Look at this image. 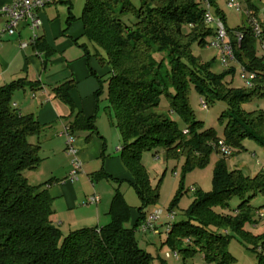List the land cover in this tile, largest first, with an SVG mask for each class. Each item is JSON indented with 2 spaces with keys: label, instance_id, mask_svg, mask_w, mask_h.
<instances>
[{
  "label": "trees",
  "instance_id": "obj_1",
  "mask_svg": "<svg viewBox=\"0 0 264 264\" xmlns=\"http://www.w3.org/2000/svg\"><path fill=\"white\" fill-rule=\"evenodd\" d=\"M244 1L250 9L257 10L251 0ZM209 2L214 15L226 27L217 0ZM126 16L135 22L126 24ZM203 16L198 0H139V7L130 0H86L79 18L84 29L85 43L80 45L84 57L95 58L101 67L109 69L106 80L90 71L99 85L94 96L98 104L103 84L108 82V119L119 130L123 141L120 158L142 202L140 217L131 229L125 227L129 208L115 190L107 225L63 235L53 220L48 183L34 187L25 177L41 163L40 145L32 139L38 138L44 128L36 118L20 114L12 104L13 93L27 83L21 79L0 87V264H152L153 259L135 240L137 226L146 216L144 211L158 198L142 166V154L183 156L186 169L201 167L221 139L196 119L190 105L192 90L207 104L218 101L225 105L218 120L226 145L241 151L243 141L250 139L264 148V112L242 109V105L264 98V55L256 56L250 28H226L237 63L257 77L251 89L229 88L223 82L224 75L211 74L192 54L194 44L201 47L215 35V29L205 24ZM74 20L69 13L66 25ZM232 31L243 35L240 45ZM33 49L44 67L54 56L42 37H37ZM74 85L72 80L64 82L52 94L70 109L72 120L67 128L75 140L80 132L96 134L97 130L96 118L84 117L74 105L70 97ZM162 99L167 102L168 114L159 112ZM172 114L182 127L172 120ZM184 130L187 134H183ZM257 196L264 198V171L248 177L239 170H228L219 160L214 169L213 192H197L184 220L176 222L172 218L166 222L167 244L184 257L192 256L197 249L207 261L233 264L227 250L229 240L220 232L229 230L251 243L257 264H264V252L256 249L264 247V234L252 236L245 232L247 225L257 224V214L264 208L252 206ZM234 200L239 203L230 210ZM216 209L231 211L232 215L216 214Z\"/></svg>",
  "mask_w": 264,
  "mask_h": 264
},
{
  "label": "crops",
  "instance_id": "obj_2",
  "mask_svg": "<svg viewBox=\"0 0 264 264\" xmlns=\"http://www.w3.org/2000/svg\"><path fill=\"white\" fill-rule=\"evenodd\" d=\"M11 1L0 0V34L4 27L1 10ZM71 1L52 0L39 14L42 26L36 35L44 38L54 51L45 67L29 43L31 33L27 29L13 38L0 35V87L25 80L27 85L13 93L12 104L20 114L33 116L44 126L40 136L32 139L33 143L40 145L41 163L35 171L26 172L25 177L34 187L48 183L52 206L60 203L58 207L55 205L56 210L53 207L54 216L56 212H62L58 214V220L54 216L53 220L59 229L69 232L105 226L110 222L108 213L115 190L123 183L134 184L119 156L122 150L119 130L109 119L107 128L102 125L104 131H100L101 127L96 124V134L85 131L76 135L74 147L81 162V172L77 180H68L71 159L65 154L64 131L72 120L71 112L68 106L54 99L52 90L64 82L74 81V88L70 91L74 105L84 117L97 119L98 104L94 95L99 85L90 71L100 78L109 72L108 67H99L95 58L84 57L78 45V40L84 35L83 24L79 20L81 15L78 17L71 13ZM69 13L75 20L66 25ZM21 44L27 46L21 48ZM92 195L99 198L95 206L86 204ZM123 198L129 208V221L134 222V226L140 213L131 209L126 195ZM147 210L150 212L152 209ZM147 210L144 211L146 215L149 213ZM158 226H163L161 220L155 227Z\"/></svg>",
  "mask_w": 264,
  "mask_h": 264
},
{
  "label": "rangeland",
  "instance_id": "obj_3",
  "mask_svg": "<svg viewBox=\"0 0 264 264\" xmlns=\"http://www.w3.org/2000/svg\"><path fill=\"white\" fill-rule=\"evenodd\" d=\"M130 1L133 6L139 7V0ZM238 1L242 4L243 9L252 10L256 14L258 19L261 22H264V0H251V5H253L257 9L255 11L253 9H250L244 0ZM85 2L86 0H72L71 13L74 16L79 17L82 13ZM217 2L219 8L222 10L225 16L226 27L231 30L249 27L244 11L238 13L229 10L226 7L227 0H217ZM124 21L129 25L135 22V20L131 16H126L124 18ZM187 31V29L184 30V32ZM232 32L235 39L237 40L236 35L241 34V32ZM210 41L211 39L207 38L204 42H202L203 44L201 47L198 46L197 43L191 47L192 54L195 60L199 65H206L208 67V71L211 74L217 76L224 75L223 82L228 83L229 85H227L229 88L232 87L236 90H244L245 88L239 77L240 68L237 61L236 64H231L227 68L222 66L219 61V52L216 49L209 47ZM83 43H85L84 37L78 40V45H81ZM253 48L256 52V56L261 58L262 53L258 49L256 42L253 45ZM99 67L101 66L99 65ZM232 70L233 73H229ZM101 78L103 80H106L108 78V73ZM107 87L108 82H105L103 84V94L99 99L97 108L98 110H96L97 119L95 125L98 124V127H101L100 131L104 129L102 128V125L107 128L109 122V117L107 115L108 110L106 109L108 107V104L106 102ZM200 101L206 104V110L201 109ZM190 105L192 110L194 111L196 119L204 124V128L213 129L218 137L221 138L219 140H223L222 125L220 124L218 118L226 109L225 105L222 102L218 101L207 104L205 99L199 97L195 90L191 91ZM242 109L246 112H264V98L256 99L251 103L244 104L242 105ZM159 112L168 114L167 102L164 99L161 100ZM171 118L172 120L177 122L180 127H182L178 117L172 114ZM120 144L121 147H123V141L121 138ZM242 146L243 149L241 151H237L236 149L228 146L231 150V154L227 157L221 156L216 150H214L209 156L206 165L201 167L194 166L190 169H186V159L183 156H181L180 158H169L165 153L160 152L156 155V158L152 152H145L142 154L141 163L148 174L150 186L158 193V198L151 206V209L161 211L160 220L163 226L155 227L156 231H158L156 235H153L150 232L143 234L139 231L138 228L141 225V222L139 223L135 231V240L137 242V245L153 259L152 264H217L215 261H207L204 258L203 253L197 249H195L196 251L192 256L187 257L181 256L178 252L173 251V248L167 244L169 235L167 233V226L164 223L170 221L168 218L169 215H171L173 217V220H175L176 222L184 220L188 212L191 210L195 200L197 199V192H200L202 194L213 192L214 169L216 163L219 162V160L225 162L228 170H239L248 177H254L261 171H264V148H262V146L257 141L250 139L243 141ZM120 155L121 152L119 156ZM117 189L123 197L124 195H126L127 203L128 205H130L132 210L137 211L141 208L142 202L138 198L136 191L132 186L123 183L120 188ZM180 192L181 194H179ZM238 203L239 202L237 200L232 201L230 203V210L234 209ZM55 205H57L58 207L60 203H57ZM55 205L53 206L54 209ZM261 205H264V198H262L261 196H257V198L252 201V206L259 207ZM214 212L216 214L223 213L224 215H232L231 211L227 210H218ZM61 213V211L56 212L54 217L58 220V214ZM133 224L134 222H131L130 220L125 223V227L131 229L133 227ZM60 231H62L63 235L65 236L70 233L69 230H62L61 228ZM71 231H75V229H72ZM220 232L223 235L227 236L229 240L227 250L233 257V264H257V257L251 243L246 241L243 237L236 234L235 232L229 230H221ZM245 232L249 233L252 236L264 234V218H259L257 224L255 225H247L245 227ZM256 249L259 252H264V247L260 246L256 247ZM174 254L177 255L175 258L173 256Z\"/></svg>",
  "mask_w": 264,
  "mask_h": 264
},
{
  "label": "built area",
  "instance_id": "obj_4",
  "mask_svg": "<svg viewBox=\"0 0 264 264\" xmlns=\"http://www.w3.org/2000/svg\"><path fill=\"white\" fill-rule=\"evenodd\" d=\"M202 5L204 10V22L207 25L212 26L215 29V35L211 37L209 42V47L214 48L219 52V61L225 68L229 67L231 64H236V59L233 52L232 44L229 40L226 27L223 22L214 15L213 9L210 5L209 0H198ZM52 3V0H12L1 10L2 18L4 19V27L1 32V36H6L8 38H13L19 35L20 31L27 29L31 33L29 43L34 46L37 39L36 31L42 26L39 14ZM226 7L229 10L235 12L244 11L247 17L248 28H250L253 38L257 43L258 49L264 55V22H261L256 14L252 10L243 9L242 4L238 0H227ZM237 43L243 39L242 34H237ZM26 44H21V48H25ZM239 77L245 89H251L253 87L254 81L257 79L256 74L247 71L244 67L239 65ZM201 109L206 110V104L200 101ZM66 137V147L65 154L70 157V172L68 174L69 181L77 180L79 173L81 172V162L77 155V150L74 147V139L68 134V128L66 127L64 131ZM183 134H187L184 130ZM214 150H216L221 156L227 157L231 154L229 147L223 142V140H218L214 144ZM99 202L97 195H92L87 198V205H96ZM161 211L151 210L146 216L144 221L138 227L139 231L143 234L151 233L157 234L155 225L160 220ZM259 218H264V208L258 212ZM169 219L173 217L168 216ZM174 258L177 256L173 255Z\"/></svg>",
  "mask_w": 264,
  "mask_h": 264
}]
</instances>
